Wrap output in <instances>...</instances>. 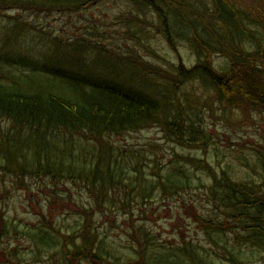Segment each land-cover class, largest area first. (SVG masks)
I'll return each instance as SVG.
<instances>
[{
  "label": "trees",
  "instance_id": "trees-1",
  "mask_svg": "<svg viewBox=\"0 0 264 264\" xmlns=\"http://www.w3.org/2000/svg\"><path fill=\"white\" fill-rule=\"evenodd\" d=\"M107 1L150 11L157 34L176 55L177 43L188 46L195 65L189 68L179 57L169 67L145 64L93 36L68 40L9 15L73 17ZM259 5L264 0H256L253 9L234 0H0V19L9 18L0 20V171L16 181L41 182L54 199L60 197L58 185L68 182L91 200L89 206L76 203L72 231L60 230L48 213L39 214L38 224L22 232L33 253L62 254L70 264H253L259 259L264 264V150L256 149L248 175L240 178L234 166L217 172L204 159L179 153L165 164L157 152L147 155L146 147L110 144L158 128L178 147L207 151L209 141L196 139L201 133L180 103L190 83L213 91L226 109L246 112L255 105L264 113V62L259 63L264 6ZM142 20L127 17L125 28L131 33L128 23ZM255 30L262 31L260 38ZM215 55L231 67L218 71L211 60ZM172 203L180 205L179 212L191 210L209 249L180 228L175 229L180 242L173 245L129 221ZM120 216L129 224L132 254L120 253L97 227ZM13 222L0 214V252L5 264H28L24 254L9 252L8 241L19 233Z\"/></svg>",
  "mask_w": 264,
  "mask_h": 264
},
{
  "label": "rangeland",
  "instance_id": "rangeland-1",
  "mask_svg": "<svg viewBox=\"0 0 264 264\" xmlns=\"http://www.w3.org/2000/svg\"><path fill=\"white\" fill-rule=\"evenodd\" d=\"M234 1L244 9L255 8L256 0ZM263 6L259 5V7ZM9 15L24 20L39 30L56 31L68 40L80 34L87 38L93 36L97 41H102L103 44L117 49L122 54H134L135 58L145 64L169 67L170 63H179L178 57L189 68L196 63L194 53L185 44L177 43L180 56L172 51L162 36L152 28L156 18L150 11L142 12L137 7L130 6L125 2L107 1L100 7L90 8L73 17L57 12L49 15L12 12ZM7 16L3 14L0 20L9 22ZM136 16L143 20L134 25L129 22L131 31L129 33L125 28L124 19L127 17L133 19ZM141 27H144L143 32L140 30ZM255 33L260 38L262 31L255 30ZM145 46H147V52H145ZM211 60L214 67L220 72H225L231 67L229 60L220 55L213 56ZM263 62L264 60H259L260 64ZM179 98L187 113V120L192 121L201 133L196 139L201 140L205 136L209 141L207 151L178 147L167 139L158 128L146 129L132 136L115 138L110 141V144L120 147L128 145L146 147L144 151L147 152V155L150 156L155 151L165 164L174 157V154L179 153L204 159L217 172L230 165L240 173L238 177L242 178L248 175L247 165L254 162L252 159L256 149L264 150V113L256 111L254 107L257 106L255 105L248 107L246 112L226 109L220 104L218 96L213 91L205 90L197 82L186 85ZM25 181V183L20 180L16 181L0 171V214L4 220L17 221L16 224H19L18 235L12 236L8 241L9 252L17 250L20 255L24 254L28 264H70V261L66 263L63 261L62 254L56 253L50 257V254L44 256L40 253H33L30 240H24L22 232L37 225L40 219L39 214L42 212L51 215V218L56 219L57 222L54 225L67 232L71 226L75 227L76 224L73 220L77 210L76 203L89 206L90 196L83 188L68 185V182H65V184L58 185L61 187L57 190L60 197L54 199L43 192L46 188L41 182ZM46 184L47 188L52 191V185L48 180H46ZM178 209H180V205L176 203H172L170 208L165 206L164 209L155 206L152 207L154 210L152 214L149 212L143 218L134 217L129 221L138 227L144 226L151 229L157 235V239L173 245L180 242L179 231H175L180 228L183 236L196 238L206 249H209L203 234L197 230L198 227L193 221L191 210L187 212L184 208L179 212ZM92 218L95 219L94 216ZM113 221L114 217H111L110 222ZM97 227L99 231L106 234L108 242L112 243L120 253H133L128 231L129 224L125 225L123 216L115 219L111 225L105 224V220H101ZM183 236L181 237L183 238ZM2 250L3 247L0 246V251ZM6 261V255L4 252H0V264H5ZM88 264L103 263L96 260L95 263L89 262ZM253 264H263V262H260L259 259V262Z\"/></svg>",
  "mask_w": 264,
  "mask_h": 264
}]
</instances>
